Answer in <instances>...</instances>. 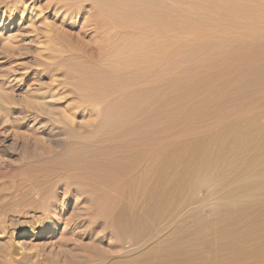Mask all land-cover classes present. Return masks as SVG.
Instances as JSON below:
<instances>
[{
  "label": "bare ground",
  "instance_id": "6f19581e",
  "mask_svg": "<svg viewBox=\"0 0 264 264\" xmlns=\"http://www.w3.org/2000/svg\"><path fill=\"white\" fill-rule=\"evenodd\" d=\"M57 2L61 3L63 10L76 7L83 12L91 11L92 16L90 19L86 18L88 20L85 25H89L92 32L101 36V39L96 40L98 43L93 46L95 51L91 52H95L96 58H90L88 41L84 46L77 42L75 45L66 44L63 41L65 36L60 35V38L56 33L53 36L52 32L51 36L56 38L55 41L52 40L55 46L46 47L50 48L48 57L52 55L51 52L56 55V61H52L57 64L46 59L49 62L44 60L43 65L51 64L54 68L58 65L57 68L63 71L65 78L63 80L60 76L57 83L59 81V85L63 84L62 87L68 88L78 98L74 109L96 116L89 125L78 128L71 112H61L58 116L57 113L54 114V110H50V99L30 97L23 99L25 104L21 105L0 94V116L4 121H9L13 128L10 135L13 136L12 143L16 144L21 140L22 147L18 152L16 148L15 151L0 148V166L19 161L30 164L34 173L35 170L38 171L37 175H26L21 179V176L29 173L27 166L26 173L18 177V181L11 185L7 183L9 187L6 183V187H0V221L15 216L16 219L10 221L9 229L16 227L22 235L26 238L30 236L31 239L49 236L52 244L58 243V251L67 233L79 229L85 219L79 213L68 219L67 214L80 211L83 207L89 210L88 206H84L86 201L91 207V211L85 216L92 223L90 225H97L98 218L107 219L103 224L104 228L116 230L122 241L119 240L121 246H124L125 238L132 241L130 245L124 246L128 250L136 249L142 241L146 244V237H155L151 232H146L153 229H144L146 222H142L149 219L155 221L159 226L156 232L160 236L154 239L155 245L149 249L145 247V251L140 252V258L147 259L150 264H264V102L256 106V99L236 102L233 98L234 103L231 104H228V99H220L214 104V99H210L212 96L207 99L208 95H205L206 99L195 100L208 104H204L206 113H217L230 108L238 115L231 117L233 115L229 116L228 112H224L226 115L220 116L219 120L217 118V124L213 125L215 127L211 126L213 128L209 133L213 132L210 134L206 132L207 134L191 138L184 136V139H166L163 136L164 131L167 133L179 127L172 119L175 113L190 114L195 110L194 99H178L176 91L179 93V86L192 92L198 82L193 84L196 81L191 83V79L198 80L199 84L202 81L213 83L222 74H226L227 68L230 69L226 61L233 54L232 59L236 54L239 57L240 53L245 55L244 50L248 47L254 51L264 47V0H56ZM45 21L42 19L38 24L43 22L44 25ZM81 39L76 41L83 42ZM47 40L50 42V38ZM258 51L256 53L260 52ZM85 52L89 53V57ZM91 56L94 57L93 54ZM250 58L253 59V56ZM257 58L259 59V55ZM241 59H238L239 62ZM216 62L222 64L214 66ZM231 63L233 62H230V66ZM238 66L235 68L234 65L232 69H237ZM247 68L251 69V66ZM251 72V75L254 74L253 68ZM256 73L252 78L255 82L258 78ZM233 74L232 71L230 78L234 77ZM240 75L238 80H241ZM260 76L259 74V78ZM25 77L26 80H35L32 75ZM185 78L190 79L189 82ZM245 78L246 74L243 80ZM226 81L228 80L222 81L225 83L221 89L226 87ZM243 87L246 90L247 86ZM249 93H246V99L249 98ZM262 94L261 92L260 95ZM201 115L205 117V114ZM20 117H23L25 123L18 121ZM199 122L202 123L200 120ZM36 124L42 127V132L35 131ZM24 126H28V129L22 132L17 130ZM5 130L9 131L7 127ZM52 134L53 137L65 135L69 142L62 144L58 141L56 145L61 150L56 152L46 145L50 141L48 136ZM104 155L105 158L100 159ZM32 163H35L34 166H31ZM66 169L70 172L66 171L69 173L63 177L60 173ZM54 175L57 179H51ZM58 175L62 177L59 178ZM78 199L85 200L82 203ZM210 201H213L212 209L205 212ZM149 221L146 225L151 223ZM11 236L9 234L7 238H12ZM92 243L88 245L90 250L97 247ZM151 244L150 242L148 245ZM37 245L40 249V244ZM78 246L83 248L82 244L74 243L73 249ZM50 251L52 250L49 249L48 252ZM96 251L101 252L99 249ZM47 255L50 256L49 253ZM5 259L8 260L7 257ZM109 259L110 262L113 261L112 258ZM40 260L43 261L41 258ZM68 263H71L70 259Z\"/></svg>",
  "mask_w": 264,
  "mask_h": 264
},
{
  "label": "rangeland",
  "instance_id": "374dc122",
  "mask_svg": "<svg viewBox=\"0 0 264 264\" xmlns=\"http://www.w3.org/2000/svg\"><path fill=\"white\" fill-rule=\"evenodd\" d=\"M55 5H57V6L55 7ZM63 8L64 7L61 5L60 2H57L56 3V0H22V1H19V2L16 1V0H0V31L2 32V33L0 32V94L3 97H6L7 99H12V100H14L17 103H20L21 105H24L25 104L23 99H28L30 97H34L35 99H50V100H48V102L50 104L49 105L50 106L49 108H50V110H54L53 112H55L54 113L55 115L57 113V115L60 116L61 112L63 114H66V113L68 114V113L71 112L70 115L73 117V120H74L75 125L78 128H80V127L83 128V125H89L92 122L93 118L95 119V116L96 115L95 114L94 115H89V114L87 115L86 113H83L82 111L75 110L74 109V105H75L76 99H78L77 96H76V94L75 93L73 94L72 92L70 93L68 88H66V87L64 88V86L62 87L61 85H63V84L59 85V83H60L59 81L57 83V80L60 79V76H61V79L64 80L65 77H64V74L62 73L63 71H61V69L57 68L58 65L54 68L53 65H51L49 63H48L49 65H45V64L47 63L48 60L49 61L50 60L52 61V60H55V58H56L55 57L56 55L54 56V54L52 52H51L52 55H50L48 57V55L50 54L49 53L50 52L49 49L55 46V44H54L55 42L54 41L56 40V38L55 39L53 38V36H55L54 35L55 33L58 34L59 36L60 35L61 36L62 35L65 36L66 39L63 38L64 40L63 39L62 40L64 42H67L66 44H68V43L69 44L70 43L71 44H74V43L76 44V42H77V44H82L84 46V45H86V43L88 41L89 44L87 43V48H88V45H89V50H91V49L92 50L89 51L87 49L88 52H90V54L88 52L87 53L85 52V53H86V56L87 57H89V55H90V58H96V54H94L95 52L92 53L94 57L91 56L92 55L91 52L92 51H95V49H94L93 46H96L97 45L98 41L101 39V36H99L98 34L95 35L96 33L92 32L93 29L89 25L88 26L85 25V24H87L86 23V20H88L86 18H89L90 19V16H92V14L90 13L91 11H89V12H83V11L78 10L79 8H76V7L75 8L72 7L70 9H68V10H66V8L63 10ZM12 9H13V11H10ZM67 11H68V13H67ZM69 11H70V13H69ZM65 12L68 14V16H67V14ZM62 13L66 17H63ZM64 18H65V20H64ZM42 19L44 21L47 20V21H45V24L43 25V22H42V24L41 23L38 24V22H41ZM82 21H84L85 23L82 22ZM61 22H62V24H61ZM82 23H84V24H82ZM46 24L49 26L48 27L49 29L47 28V25ZM82 25H84V26H82ZM85 26H86V28H85ZM43 27H45V29ZM80 27H82L81 30L83 29V30H87V31H83V30L81 31L80 30ZM40 29L42 31H45L46 33H43ZM48 30H51V31H48ZM79 30L81 31V33H80ZM90 30H91V32H90ZM47 32H49V33H47ZM52 32H54L53 33V36H51L52 35ZM78 32H79V34H78ZM85 33H86V35H85ZM76 35L78 37H76ZM61 36H60V38H61ZM80 36L83 39H81ZM98 36L100 37L99 39H97ZM47 38H50V42H47V41H49V40H47ZM60 38H58V39H60ZM53 39H54V41H52ZM80 39L83 40V42L81 41L82 43L80 41H79L80 43L78 41H76V40H80ZM96 40H98V41L96 42ZM51 42H53V43L51 44ZM93 43H95V44H93ZM46 46H48V47L50 46V48L48 49V47H46ZM246 49L249 50L250 48L248 47ZM246 49L244 50V53H245L246 57H245V55L243 53H240V57H239V54H236L235 55L236 57L234 56L233 59H232V56L234 55L233 54L230 57V59H228L226 61L227 67H229L230 69L227 68L228 71L226 72V74H222L223 76L221 75L219 77V79H217V81H213V83H210L209 84L208 82H204V81L201 80L202 82H201V84H199V81L198 80H196V79H191L190 80L189 79L191 83H193L194 81H196L193 84H195V83L198 82V84H196V86H194L195 89H193L192 92H191V90H188L187 88H184L182 86H179V89L180 90L177 89L179 91V93L176 91V95L179 94L178 95V99H185V97H186V99L187 98L188 99H194L193 100V104L196 103L197 106L195 104V110L193 109L194 112H192V113L190 112V114L188 113L189 115L186 112H179V113H175L174 114L175 116L173 115V118H172L173 121L176 122V123H178V126H179L177 128L178 131L177 130H172V131L170 130V131H167V133H166V131H164L163 136H165L166 139H172V138H175V139H177V138L184 139V136H185V138H191V137H194V136L195 137H198L199 135H204V134H207V133L210 134L213 131H210V133H209V130H211L213 127H215L213 125L214 124H217V122H215V121H217V118L219 120V117L220 116L226 115L228 113L230 114L229 116L233 115L231 117H235V115L236 116L238 115L235 110L233 111L230 108H227L226 110L224 109L222 111H218L219 114H218V112L217 113H213V112H207L206 113L207 109H206L205 105L208 106V104H205L204 101H203L204 103L203 102L202 103L201 102L199 103V100L201 98L202 99H206V97L204 98L205 95H208V98L207 99H209L212 96L210 99H214V100H212L214 102V104H215V102L221 101L223 99H225V100L228 99V101H230L228 104L234 103V100L235 101L237 100L236 102H243V100L244 101H248V100L249 101H251V100L256 101L257 100L258 102L256 101V104H257L256 106H259V105H262L263 104V102H264V99H263L264 98V92H263L264 91V78L262 79V77H263L264 73H261V71L264 72V65H262V64H264V62H263L264 60L262 61V59H260V58H263L264 59V57L262 56V55H264V47H262V48L260 47V50L262 49L263 51L262 50L260 51L258 48H256V51H258V50L260 51V52L258 51L259 53H256V51H254L252 49L249 50V51H251L252 54L248 50H246ZM85 53H84V55H85ZM260 53H262V54L260 55ZM258 55H259V59L257 58ZM252 56H253V59L250 58ZM241 57H242V59H241ZM49 58H51V59H49ZM235 58H237L236 61H238V62H236L234 60ZM46 59H48V60H46ZM238 59H241L240 62H239ZM246 59H248V60H246ZM251 59H252V61H249ZM257 59H258L259 62L257 61ZM44 60H46V63L43 65V63L45 62ZM42 61H44V62H42ZM51 61H50V63H51ZM55 61H52V62L54 63ZM228 61L233 62V64L235 65V68L238 66L237 63H239V66L237 68V69H239V71L237 69H234L235 70L234 71L232 69L234 67V65L231 63V66H230L229 65L230 62H228ZM246 61L250 65L247 64ZM253 61H254V63H253ZM241 62L242 63L245 62V63L242 64ZM250 62H252L253 66H252V64ZM217 63L219 64L221 62H216L213 65L214 66L215 65H218ZM255 63L256 64H260V65L257 66ZM54 64H57V63L55 62ZM241 65L243 67H241ZM250 66H251V69L250 68H247V67H250ZM242 68H244L245 70L244 69L242 70ZM252 68H253L254 74L256 73V69L258 71L257 72L258 75L256 73V78L257 77H258L257 79H260L261 78L263 81H261V79L260 80H257L256 79V82L258 81L256 83L254 81V79H252L255 76L254 74L251 75ZM13 69H15L14 72H13ZM248 69H249V71H248ZM260 69H262V70L260 71ZM232 71L234 72V74H233L234 77L232 76V78H230L231 75H232ZM210 72H213V71L210 70ZM236 72L237 73L240 72V73L237 74ZM240 74H242V75H240ZM245 74H246V78H245V80H243V76L245 77ZM248 74L250 76V77L248 76L250 79L247 77ZM259 74L262 77L260 76V78H259ZM29 75H32V77L35 80H33V81L32 80L31 81L30 80H26V77L25 76H29ZM228 75H230V76H228ZM239 75H240V79L241 80H238L239 78H237ZM222 77H224V78H222ZM233 78L234 79L237 78V79L234 80ZM185 79L184 80L186 82H189L188 78H185ZM251 79L255 83L254 82L252 83ZM223 80L224 81L225 80H228V81H226V84H225L226 87H224L223 89H221L222 86L224 85L223 83H225V82H222ZM229 81L231 82L230 84H229ZM237 81H240V82H237ZM203 82H204V84H202ZM232 82H234V83H232ZM244 82H246V83L244 84ZM251 83H252V85H251ZM219 84H220V86H219ZM241 84H242V86H241ZM257 84H259V86H257ZM202 85H204V87H202ZM243 85H246L247 86L246 87V90L248 92L244 89L245 86L243 87ZM260 85H261V88H260ZM235 86L236 87L239 86V87L236 88ZM197 87H198L199 90L197 89ZM231 87H233V88H231ZM240 87H242V88H240ZM255 87H258V88H255ZM235 88L237 89V91H236ZM214 89H215V92L216 93L215 92L213 93ZM225 91H227V92H225ZM231 91L233 92V94L231 93ZM241 91H242V93H241ZM257 91H259L260 93L257 92ZM219 92H220V94H219ZM245 92L246 93H249L250 92L249 94H251V96L248 94V97L249 98H247V99H246L247 94ZM261 92L263 93L262 95H260ZM187 93H188V95H186ZM222 93H223V96H222ZM243 93H245V95ZM239 94H240V97H239ZM252 94H254V95H252ZM181 95H182V97H181ZM226 95H228V96H226ZM231 95H233L234 97L231 96ZM235 95H237L236 97L237 98L239 97V98L238 99L235 98ZM241 95H243V96H241ZM217 96H218V98H216ZM243 97L245 99H243ZM233 98H234V100H233ZM241 98H242V100H240ZM0 99H2V98L0 97ZM195 99H199V100H195ZM260 102H262V104ZM58 108L59 109L61 108V110H59ZM68 109H70V110L68 111ZM196 110H197V113L198 114L199 113L205 114L204 115L205 117H202L201 114L198 115L196 113ZM230 111L232 112V114H231ZM224 112L225 113L228 112V113L225 114ZM193 113H194V116L192 115ZM186 114H187V117H186ZM189 116H191V117L189 118ZM209 116L211 118L212 117L213 118L211 119ZM206 117H208V118H206ZM209 118H210V120H208ZM199 120L203 124L200 123ZM18 121H20V122L22 121V123H25V120L23 119V117H20V119ZM204 122H206V124ZM189 124H192V125H189ZM211 126H213V127H211ZM6 127H7V129H9V131H6L5 130ZM193 127H195V128H193ZM34 128H37L35 131L42 132V127L39 126L38 124H36ZM182 128H183V130H182ZM12 129L13 128L10 126L9 121L8 122L4 121V119H2V115H1L0 116V131H1L0 132L1 133L0 148H3V149L6 148V150H8V151L11 150V149L14 150L16 148V152H18V151H20V148L22 150V147L20 146V144H21L20 141L21 140L17 141L16 144L15 143H12L14 141L13 140V136H10L12 134V132H11ZM27 129H28V126H24V127H21L20 129H17V130H20L22 132V131H25ZM193 129H195V130H193ZM184 130H185V132H184ZM3 131H5V134H4ZM174 132L177 135H175ZM49 133H50V131H49ZM53 136H54L53 134H52V136H48V137H50V141H48V142L46 141L47 142L46 145L49 146L52 150H54L56 152L61 150V148L58 147V145H56L58 141H60L62 144L69 142L68 137H66L65 135H63V136L60 135L58 137H53ZM104 136H107V134H104ZM90 142H92V141H90ZM104 158H105V155L102 156V157H100V159H104ZM16 163H19L20 165H18ZM25 164H27V163H22V162L20 163L19 161H16L15 163L14 162L8 163V164L5 163L4 164V166H6L5 168H4L3 165L0 166V187H6V186L9 187L11 184H13L16 181H18L19 178H20V176L23 175L24 173H26V171H25L26 169L25 168L27 166L29 168V169L27 168V171H29V173L27 172L28 174H25V175L21 176V179H22V177H27V176L29 177L32 174L37 175V172H38L37 170H35V173H34L33 172L34 168L33 167H29L30 164H27V165H25ZM33 164H35V163H32L31 166ZM2 167L4 168L3 171H2V169H3ZM16 169L17 170L19 169L21 171L18 172ZM13 170H15V171H13ZM22 171H24V172H22ZM66 171H69L70 172L69 169H66V170H64V172H61L60 174L64 177V176H66L69 173V172L66 173ZM18 173L20 174L19 176H18ZM16 174H17V177H16ZM3 176H5V177H3ZM61 177L59 176V178H61ZM53 178L54 179H57L55 177V175L52 176L51 179H53ZM10 179H11V183H9ZM4 183H6L5 184L6 186H4ZM7 183L10 184V185H8ZM83 200H85V199H83ZM83 200L80 199L78 202H82L83 203L84 202ZM84 203H85L84 206L86 205V206H88L90 208V209L88 208L89 210H85L87 208L84 209V207H83L80 211H77L76 210V211H72V213L70 212V213L67 214V218L68 219H72V218L75 217V215H77L79 213L80 215H83V218H85L86 221H85V219L83 220L82 225H81V227L79 229H77L75 231H72V233L71 232L70 233L69 232L67 233V236H66V239L67 240L65 239V240H63L61 242L62 245H61V247L59 249L61 251H59V250L57 251V247L59 246L58 243L56 244V242H55L56 245L55 244H52L50 242L49 236H45L43 238L31 239L30 236L29 237L27 236V238H26L25 235H22L20 229H17L16 227H14L13 230L9 229V227H10L9 226L10 221H12L13 219H16L15 216H9V217L5 218L3 221H0V225L1 226L3 225V227H5L3 229V227L0 226V228H1L0 229V233L3 232V234H0V244H1L0 245L1 246L0 247V249H1L0 250V252H1L0 253V260H1L0 262L2 264H12V262H13V264H15V263L16 264H54L55 262H56L55 264H78L79 262H81L80 264H106V263H108V264H112V263L113 264H116L117 262H118L117 264H121V262L123 264H129V263H131V264L132 263L133 264H137V263H139V264H145V263L146 264H150V262H148L147 259H143L144 260V262H143L142 258H140V257H142L140 255V252L145 251L144 250L145 247H147V249H149V248H151L150 246H152L153 244L155 245L154 239L159 235L158 232H156V230L158 231V227L159 226L157 225V223L155 221L152 222V220L149 219L151 221V223H152V224L151 223H148L149 225H146V223L149 220L142 221L143 224L146 222L144 224V229L145 228H147V229H149V228L150 229H153V231L152 230L151 231L148 230L146 232H151L152 235H154L155 237H152V238L146 237V244H145V241H142L141 242L142 244L139 243V246L137 247L138 249L136 248V249L128 250L127 247H124V246L130 245L132 243V241L129 238H125L124 239L125 240V244H124V246L123 245L121 246L119 244L120 241H121V239L119 238L116 230L115 229H111L110 230L108 228H104L103 224H104V222H107L108 221L107 219L104 220V218L103 219L102 218H98L97 219V225L96 224L90 225L92 223H89V221L87 220V218L85 216L87 215L88 212L91 211V207H90V205H89L88 202L85 201ZM207 204H208V206H206L205 212H208V211H210L212 209L213 201H210ZM10 217H12V219ZM8 218H10V219H8ZM8 220H9V223H8ZM7 223H8V225H7ZM87 223H89V224H87ZM145 225L147 227H145ZM152 225H153V227H152ZM98 227H100V228H98ZM101 229H103V231H101ZM1 230H3V231H1ZM106 230H109V231H106ZM73 232H74V234H73ZM114 232H116V234ZM6 234H7L8 237H9V234H10V236L12 234V236L14 238L12 236H11L12 238H7ZM78 234H80V235H78ZM72 236L75 237V239H73ZM91 236H93V237H91ZM44 238H46V239H44ZM114 239H118V240H114ZM24 240H26V241H24ZM112 240H113V242H112ZM8 241H10L9 242L10 244L8 243ZM43 241H45V242H43ZM114 241H116V242L114 243ZM29 242H30V244H29ZM34 242H37V243L35 244ZM90 242L91 243L93 242L91 245H94L95 244L94 246H97V247L95 249H91L90 250V248L88 247V245H90ZM150 242L152 244L151 245H148V244H150ZM74 243L82 244L83 245V248L80 247L81 246L80 245L77 248L73 249ZM37 244H40L39 245L40 246L39 247L40 249H38V245ZM68 244H69V246H68ZM8 245L11 248H9ZM24 245H25V248H24ZM32 245L34 246V248H33ZM84 246H87L89 250L86 249L87 247L85 248ZM5 247H7L8 249L5 248ZM46 247H48L47 250H46ZM110 247H112V249ZM97 248L101 252L96 251V250H98ZM10 249H11V251H10ZM49 249H51L52 251L48 252ZM139 249H141V250L139 251ZM34 250H37V251L35 252ZM42 250L43 251L45 250L44 251L45 253ZM95 252L96 253L99 252V253L95 254ZM10 253H12V255ZM24 253H26V255ZM36 253H38V254H36ZM39 253H41V255L42 254H45L46 256L45 255H42V257H41V255ZM48 253H49L50 256L47 255ZM4 254L5 255H8L9 254V255L8 256H4ZM71 254H73V255H71ZM76 254H77V256H76ZM103 254H105V255H103ZM38 255H40V257H38ZM130 255H131V258L133 256L132 259L130 258ZM125 256H126V261H124L125 260ZM6 257H7L8 260L5 259ZM9 257H11V260L12 261L9 259ZM45 257H46V259H44ZM40 258L43 259V261H41ZM50 258H51V260H50ZM53 258L56 259V261ZM109 258H112L111 261L112 260L113 261L110 262L109 261L110 260ZM52 259H53L54 262L52 261ZM69 259H70L71 263H68L69 262ZM74 259H75L76 262L77 261H79V262H77V263L74 262ZM36 260H37V262H36ZM65 260H68V261L66 262ZM120 260H121V262H120ZM128 260H130V261H128Z\"/></svg>",
  "mask_w": 264,
  "mask_h": 264
}]
</instances>
